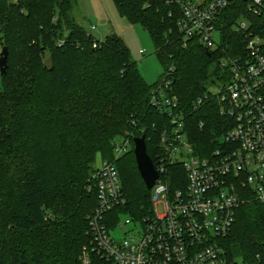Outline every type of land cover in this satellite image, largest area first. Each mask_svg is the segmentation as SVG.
Listing matches in <instances>:
<instances>
[{"label": "trees", "instance_id": "trees-1", "mask_svg": "<svg viewBox=\"0 0 264 264\" xmlns=\"http://www.w3.org/2000/svg\"><path fill=\"white\" fill-rule=\"evenodd\" d=\"M75 1L0 0V45L8 51L0 74V264H79L89 242L86 218L97 203L90 180L96 156L113 160L117 136L132 139L116 160L125 205L112 214L139 220L151 209L133 138L145 135L155 162L165 119L150 95L160 78L145 81L118 35L99 40L78 24L71 14ZM113 2L150 34L164 72L173 70L172 94L187 116L188 139L205 156L222 135L224 118L214 97L200 110H192L193 102L208 91L211 77L222 79V57L243 54L244 36L233 30L237 20H248L264 39L263 15L249 12L248 0H230L213 21L216 47L207 50L198 37L184 43L178 5ZM166 179L173 189L184 187L182 165L170 166ZM242 193L219 244L235 264H264V205Z\"/></svg>", "mask_w": 264, "mask_h": 264}, {"label": "built area", "instance_id": "built-area-1", "mask_svg": "<svg viewBox=\"0 0 264 264\" xmlns=\"http://www.w3.org/2000/svg\"><path fill=\"white\" fill-rule=\"evenodd\" d=\"M165 1L180 8L184 43L198 37L207 50L216 47L213 21L230 0ZM247 9L264 18L263 0H248ZM249 26L245 18L233 25L244 36L243 54L222 57L221 82L193 102L192 110H200L214 97L224 118L222 135L205 156L196 154L188 139L187 116L172 94L171 67L152 88L150 103L165 122L153 161L158 178L149 189L151 209L139 220L112 214L125 205L116 160L131 149L132 136H120L114 159L102 160L90 178L97 203L86 218L89 242L79 264H235L219 240L235 222L242 192L264 205V39ZM175 164L182 165L185 183L173 189L166 176ZM111 230L122 238L115 239Z\"/></svg>", "mask_w": 264, "mask_h": 264}, {"label": "rangeland", "instance_id": "rangeland-1", "mask_svg": "<svg viewBox=\"0 0 264 264\" xmlns=\"http://www.w3.org/2000/svg\"><path fill=\"white\" fill-rule=\"evenodd\" d=\"M71 14L78 24L82 25L99 40H103L110 34L118 35L128 47L131 59L136 62L141 76L148 84H154L159 78L161 79L164 73V66L154 52V44L150 34L139 24H132L123 17L118 12L113 0H76ZM91 25L95 27L93 30L90 28ZM142 49L144 53L140 52ZM1 50L2 47L0 45V52ZM222 71L223 69H221V73ZM219 82L221 81L214 76L211 77L206 84L207 90L213 91ZM114 142L121 144L123 138L117 136ZM101 162L102 158L97 154L96 167H99ZM158 212L161 213L160 206H158ZM110 233L117 240L122 238V233L120 232L111 230ZM237 263L243 264L240 260H237Z\"/></svg>", "mask_w": 264, "mask_h": 264}, {"label": "water", "instance_id": "water-1", "mask_svg": "<svg viewBox=\"0 0 264 264\" xmlns=\"http://www.w3.org/2000/svg\"><path fill=\"white\" fill-rule=\"evenodd\" d=\"M8 51L3 47L0 52V74L3 75L7 69ZM133 154L136 160V165L139 170L140 176L144 181L147 189H150L158 178V172L155 169L151 157L146 151L145 135L133 138Z\"/></svg>", "mask_w": 264, "mask_h": 264}]
</instances>
